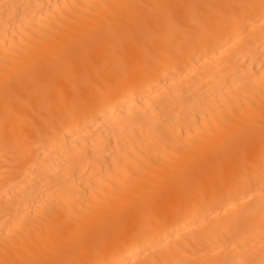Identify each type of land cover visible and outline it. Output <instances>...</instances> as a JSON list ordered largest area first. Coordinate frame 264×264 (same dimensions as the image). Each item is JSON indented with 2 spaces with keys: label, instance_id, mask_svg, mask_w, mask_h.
I'll return each mask as SVG.
<instances>
[{
  "label": "bare ground",
  "instance_id": "bare-ground-1",
  "mask_svg": "<svg viewBox=\"0 0 264 264\" xmlns=\"http://www.w3.org/2000/svg\"><path fill=\"white\" fill-rule=\"evenodd\" d=\"M0 264H264V0H0Z\"/></svg>",
  "mask_w": 264,
  "mask_h": 264
}]
</instances>
